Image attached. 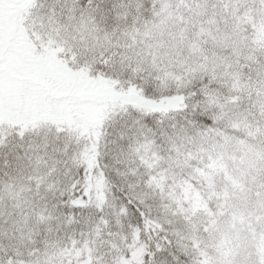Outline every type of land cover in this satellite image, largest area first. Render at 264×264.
<instances>
[{
  "label": "snow or ice",
  "instance_id": "6c2138e0",
  "mask_svg": "<svg viewBox=\"0 0 264 264\" xmlns=\"http://www.w3.org/2000/svg\"><path fill=\"white\" fill-rule=\"evenodd\" d=\"M0 264H264V0H0Z\"/></svg>",
  "mask_w": 264,
  "mask_h": 264
}]
</instances>
